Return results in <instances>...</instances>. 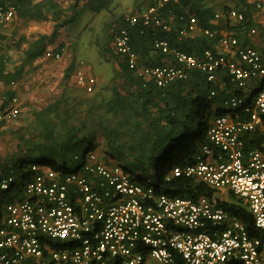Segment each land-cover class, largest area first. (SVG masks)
I'll return each mask as SVG.
<instances>
[{
	"label": "built area",
	"instance_id": "obj_1",
	"mask_svg": "<svg viewBox=\"0 0 264 264\" xmlns=\"http://www.w3.org/2000/svg\"><path fill=\"white\" fill-rule=\"evenodd\" d=\"M178 2L154 0L126 13L125 21L140 24V33L149 26L167 29L162 14ZM254 9L264 15V0H256ZM14 16L15 6L3 0L0 24ZM244 17L238 9L222 8L214 13V22L232 26ZM195 23L190 17V30ZM113 33L116 52L146 81L165 87L185 79L186 69L195 67L207 82L223 88L220 108L226 112L212 118L209 143L194 162L174 166L166 175L193 178L214 192L196 199L159 193L149 180L138 182L127 168L112 165L98 151H87L71 171L29 161L0 181V264H264V52L241 46L226 29L219 33L205 28L215 45L200 57L155 38L153 47L174 62L139 65L128 29ZM257 33L264 44V32L249 28V34ZM45 56L58 59L61 53L46 51ZM222 72L231 88H225ZM73 74L74 85L95 90V77L80 67ZM209 94L212 98L218 91L210 88ZM19 103L15 95H0V125L18 117ZM17 181L19 190L4 202L2 196ZM221 187L233 193L231 201H220ZM220 202L243 208L260 235L251 234Z\"/></svg>",
	"mask_w": 264,
	"mask_h": 264
},
{
	"label": "trees",
	"instance_id": "obj_2",
	"mask_svg": "<svg viewBox=\"0 0 264 264\" xmlns=\"http://www.w3.org/2000/svg\"><path fill=\"white\" fill-rule=\"evenodd\" d=\"M10 1L15 6V17L18 19L43 23L52 21L53 24L50 34H40L32 41H28L23 36L16 40L13 38L7 40L0 33V48L22 51L20 67L12 72L4 73L8 60L7 57L0 56V80L5 82L20 79L23 65L44 55L46 51H51L52 54L62 53L64 41L57 43V46L53 48L50 45L54 43L60 29L62 33L66 30L64 26L75 19L76 7L84 6L81 2L84 0H71L67 9L63 8V0ZM218 1L219 7H216V4L209 5L207 0H179L178 3H170L168 7L171 9L170 13L165 10L162 14L168 25L167 29L149 26L140 33L142 30L140 24L129 26L123 14L110 22L109 26L107 25V40L103 51L105 59L113 63L114 75L111 78V84L107 87V92L105 94L97 92L98 90L87 92L71 83L75 89L91 95L86 97L87 99L78 101V105L82 106L85 102L87 106L83 113L76 109L73 112L63 109L61 112L60 108L63 104L73 99L68 94L56 97L55 100L49 101L46 106L35 111L34 119L29 126L25 127L27 136L19 137L17 143L23 142L27 152L25 156L17 157L12 164H7L0 169V181L26 166L29 162L28 156L33 155L47 161L56 151L59 153L60 160L56 166L57 169L71 171L72 169L66 167L63 152L71 142L88 141L90 146L95 137L94 129L97 128L104 133V147L110 155L128 165L127 169L133 175L137 173L134 176L137 177L138 182L143 183L149 180V184L159 193L169 196L191 199H196L200 195L211 196L213 189L196 182L193 178L179 176L166 179L169 171L162 170L161 166L164 161H167L170 163L168 168L170 169L178 165L184 166L197 159V156L201 154V146L209 143L207 130L212 118L226 112L220 108V100L225 95L224 90L207 82L206 74L195 67L186 69L188 76L185 79L159 87L154 80L146 81L143 76L136 74L135 69H130L127 58L116 52L112 41L113 30L125 26L130 34L131 45L139 56V65L174 62L170 54L161 53L153 47L155 38L166 39L170 46L200 57L205 48H214L215 45L204 34L205 28L217 30L219 33L226 29L241 40V46H250L249 27L255 1L249 3L247 0H230L234 5L222 4L224 0ZM0 3L3 4V0H0ZM88 3L95 4L91 0H88ZM104 4L106 5L104 1L98 3L97 9L104 8ZM216 8H219L218 10L238 9L245 16L244 22L232 26L228 22L216 23L214 22ZM190 17H194L196 21L193 30H190L188 26ZM74 70V58H72L63 71L62 80L69 79ZM222 82L224 86H230L225 72H222ZM210 88L218 91V94L212 98L209 97ZM12 95L6 94L7 98ZM98 104L104 105L103 111L99 113V116L94 117L92 113ZM85 153V151L82 152L81 156L83 157ZM152 172L155 174L153 181L149 178ZM220 204L241 219L251 234H257L254 232L251 215L243 208L234 203L220 202Z\"/></svg>",
	"mask_w": 264,
	"mask_h": 264
},
{
	"label": "rangeland",
	"instance_id": "obj_3",
	"mask_svg": "<svg viewBox=\"0 0 264 264\" xmlns=\"http://www.w3.org/2000/svg\"><path fill=\"white\" fill-rule=\"evenodd\" d=\"M95 4L87 5L86 4L79 10L78 15L74 20H71L66 25L65 36H68L69 47H71L72 58H74V67H83V63L87 66L92 67L93 75L98 78V80H102L104 84L109 83L111 78L114 75L113 63L111 61H107L104 56L103 47L107 40V30L109 20L114 19L120 14H123L128 11L129 8L134 7L139 0H91ZM99 1V2H98ZM102 1L106 2L104 8L97 9ZM208 4H216L218 6V0H207ZM221 1V0H220ZM65 2L64 0L62 3ZM98 2V3H96ZM222 4L225 5H234L230 0H224ZM86 7V8H85ZM92 7H96V9H92ZM219 8H216L218 10ZM108 25V26H107ZM68 56V55H67ZM70 57V54H69ZM68 58V57H67ZM71 58V59H72ZM69 59V58H68ZM71 61V60H70ZM115 66V65H114ZM116 67V66H115ZM114 67V68H115ZM84 70V68H82ZM85 72V70H84ZM88 74V72H85ZM71 78L63 80L64 91L61 94L70 95L73 99H69L67 103H64L60 108L67 109L73 112L74 109L80 110V113H83L86 109L85 102L83 105H78V101L87 99L86 93H83L81 90L75 89L72 87ZM108 89V88H107ZM108 98V97H105ZM99 105V106H98ZM96 105L93 115L94 117L99 116V113L102 112L104 105L98 104ZM76 107V108H74ZM101 108V109H97ZM97 109V110H96ZM96 110V111H95ZM74 117H76L74 115ZM95 137L92 144L89 146L88 141L86 142H71L70 145L63 152V156L66 161V167L69 169H76L77 166L82 161V152L87 151H100L102 154H107V156L111 159L112 165H121L122 167L128 168L126 164L121 163L115 156H111L108 150L104 147V133L101 129L95 128ZM27 131L25 128L19 129L15 135H7L0 137V169L7 165L12 164L15 159L19 156H25L27 152V147L23 144H17L19 141V137H26ZM89 148V149H88ZM28 161H40L41 163H45L51 167H56L59 163V153L53 152L49 158L46 160L38 159L33 155L28 156ZM162 170L170 171L168 169L170 167V163L164 161L162 164ZM128 170V169H127ZM137 175V173H134ZM154 172L150 174L149 178L154 180ZM21 186V181H17V183L7 192L4 193L2 198H4V202H9L13 193L18 191ZM222 197L226 200L231 201V195L228 187H221L218 189Z\"/></svg>",
	"mask_w": 264,
	"mask_h": 264
},
{
	"label": "crops",
	"instance_id": "obj_4",
	"mask_svg": "<svg viewBox=\"0 0 264 264\" xmlns=\"http://www.w3.org/2000/svg\"><path fill=\"white\" fill-rule=\"evenodd\" d=\"M247 1L249 3H253L256 0ZM71 2V0H65V2L62 3L63 8L67 9ZM81 2L84 5L86 4V6L90 5V3H88V0H84ZM151 3H153V0H139L134 7L129 8L127 12L123 13V15H126V13H129L130 11H135V9H137L139 5L147 6ZM81 8V6L76 7V9L74 10L76 15H78V11L81 10ZM95 8L96 7H93V9ZM67 13L69 14V10H67ZM117 17L112 20H109V23L113 22ZM218 22L220 21H217L216 23ZM250 22V27L257 28L260 33L264 32V15L257 13V11H255L253 7ZM52 24V21H48L47 23L38 22L34 20L26 21L18 19L14 16L11 21L4 24H0V33L4 37H6L7 40L11 38L16 40L17 38L23 36L28 41H32L40 34H50V32L52 31ZM64 27L66 29V25ZM61 31L62 30L60 29V31L58 32L59 34L54 40V43L50 45V47L53 48L57 46V43L64 41V50L61 53L60 58H48L44 54L34 59L32 62L23 65L20 79H11L8 82L0 80V95H3L5 98H7L8 96H6V94H13L19 98L20 102L19 116L16 119L6 120L1 123L0 137L4 136V134L15 135V133L19 129H23L29 126L31 121L34 119L33 114L35 111L40 110L41 108L46 106L49 101L55 100L56 97H60L62 95L61 93H63L64 91V84L62 80L63 71L72 58V51L70 49L71 47H69L70 43L68 42V36H65V30L62 33ZM249 41L251 42L250 47H255L264 52V44L261 41V35L259 33L249 34ZM26 45L27 44L25 43L24 46L26 47ZM1 55L7 57L8 60L6 62V71H4V73H7L8 71L12 72V70L14 69H19V64L22 62V51L20 49L5 50L0 48V56ZM82 65V68H84L85 72H88L90 76H94L92 67H90L89 65L87 66L85 63H83ZM73 73L71 75L72 77L74 75ZM96 80L97 86L95 88V91L98 90L97 92L105 94V92H107V87H109L111 82L109 81V83L104 84L102 80H98V78H96ZM71 83H73V78H71ZM228 87L230 86H225L226 89ZM86 96L90 97L91 95L87 94ZM215 151L217 150L215 149ZM230 195L232 200L234 198V195L231 192ZM223 199L224 198L221 195L220 201ZM254 232L257 233L256 231ZM255 235L260 234L257 233Z\"/></svg>",
	"mask_w": 264,
	"mask_h": 264
}]
</instances>
